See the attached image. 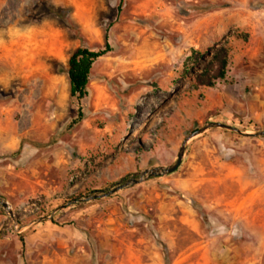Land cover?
<instances>
[{"label": "rangeland", "instance_id": "374dc122", "mask_svg": "<svg viewBox=\"0 0 264 264\" xmlns=\"http://www.w3.org/2000/svg\"><path fill=\"white\" fill-rule=\"evenodd\" d=\"M106 43L77 102L68 58ZM210 122L264 130V0H0V264H264V137L207 130L86 200Z\"/></svg>", "mask_w": 264, "mask_h": 264}, {"label": "trees", "instance_id": "16d2710c", "mask_svg": "<svg viewBox=\"0 0 264 264\" xmlns=\"http://www.w3.org/2000/svg\"><path fill=\"white\" fill-rule=\"evenodd\" d=\"M217 6L209 4L208 10L217 9ZM110 52V47L106 43L104 48L90 50L85 47H78L68 58L67 78L69 85V95L77 102L82 101L87 96V88L90 82V73L93 63ZM229 50L223 45L214 46L207 52L192 50L184 62V70L190 76L188 85L192 90L202 87H214L218 81H224L229 66Z\"/></svg>", "mask_w": 264, "mask_h": 264}, {"label": "water", "instance_id": "95a60500", "mask_svg": "<svg viewBox=\"0 0 264 264\" xmlns=\"http://www.w3.org/2000/svg\"><path fill=\"white\" fill-rule=\"evenodd\" d=\"M212 129H222L225 131H229V132H233L236 133L238 135H242V136H252V137H264V130L263 131H258V132H254L252 134H248L247 132H242L241 130H239L236 127L227 125V124H223V123H219V122H210L205 124L202 128L192 132L181 144L175 161L173 162V164L169 165V166H163V167H152L150 169L145 170L144 172L140 173L139 175L141 176V178L139 180H135L132 179L129 182H126L124 184H118L116 187L112 188L111 190H109L106 193H103L102 195H94L91 196L89 198H86V200H90V199H97V198H101V197H107L113 193H115L116 191L123 189L125 187L134 185V184H138L141 183L143 181H145L148 178H158V177H162V176H167L170 175L172 173H174L181 165L182 159H183V155H184V151L186 148V144L188 142V140L194 136H197L207 130H212ZM0 205L3 208H6V206L8 205L6 202H4L1 198H0ZM8 214L10 215V217H13V214L11 212V210L8 211Z\"/></svg>", "mask_w": 264, "mask_h": 264}, {"label": "bare ground", "instance_id": "6f19581e", "mask_svg": "<svg viewBox=\"0 0 264 264\" xmlns=\"http://www.w3.org/2000/svg\"><path fill=\"white\" fill-rule=\"evenodd\" d=\"M5 210H6L7 212L9 211V206H8V205L6 206Z\"/></svg>", "mask_w": 264, "mask_h": 264}]
</instances>
